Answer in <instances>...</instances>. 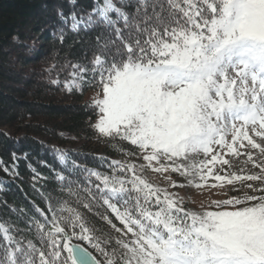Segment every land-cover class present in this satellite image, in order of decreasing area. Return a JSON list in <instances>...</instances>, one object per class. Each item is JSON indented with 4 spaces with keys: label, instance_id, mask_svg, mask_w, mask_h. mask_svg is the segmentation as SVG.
Wrapping results in <instances>:
<instances>
[{
    "label": "snow or ice",
    "instance_id": "6c2138e0",
    "mask_svg": "<svg viewBox=\"0 0 264 264\" xmlns=\"http://www.w3.org/2000/svg\"><path fill=\"white\" fill-rule=\"evenodd\" d=\"M65 2L53 40L94 37L45 72L69 92L97 90L90 126L124 159L0 157V190L23 162L45 205L0 199V264H264V0ZM187 186L224 198L189 209L169 191Z\"/></svg>",
    "mask_w": 264,
    "mask_h": 264
},
{
    "label": "trees",
    "instance_id": "16d2710c",
    "mask_svg": "<svg viewBox=\"0 0 264 264\" xmlns=\"http://www.w3.org/2000/svg\"><path fill=\"white\" fill-rule=\"evenodd\" d=\"M90 2L79 0L85 6H90ZM61 3L67 11L65 0H0V157L9 160L12 151L28 152L33 163L44 160L53 167L58 166L53 149L67 150L78 163L89 167L98 166L101 156L124 159L113 150L117 141L99 137L90 126L97 115L96 110L85 108L90 102L84 101V93L97 90L69 92L63 83H50L56 78L55 71L51 76L45 72L54 61L62 64L65 58L81 57L94 37V33L79 37L69 33L63 45L53 40L52 30L59 23L55 8ZM65 77L66 71L59 79L63 81ZM124 147L137 151L126 143ZM42 171L48 174V169ZM3 179L9 183L2 186L0 199L10 203L14 200L29 211L33 210V202L45 207L30 186L31 173L23 162L19 178ZM54 186L49 182V189ZM4 212L0 209V214ZM90 222L111 232L95 216H90Z\"/></svg>",
    "mask_w": 264,
    "mask_h": 264
},
{
    "label": "rangeland",
    "instance_id": "374dc122",
    "mask_svg": "<svg viewBox=\"0 0 264 264\" xmlns=\"http://www.w3.org/2000/svg\"><path fill=\"white\" fill-rule=\"evenodd\" d=\"M95 93H96L95 90L86 91L84 93V101L90 102L91 99L94 97ZM171 175H172V179L177 180L178 182L181 183L184 182L183 178L180 177L178 174H171ZM145 176L154 184H160L162 186H166L163 178L157 173H153L149 170L145 172ZM169 191H175L179 193L181 196L185 197L186 199L185 207L196 210L200 209L201 203L207 206L210 200L224 198L221 195L219 189H209L207 187L203 189H198L192 186H187L176 189L170 188Z\"/></svg>",
    "mask_w": 264,
    "mask_h": 264
}]
</instances>
